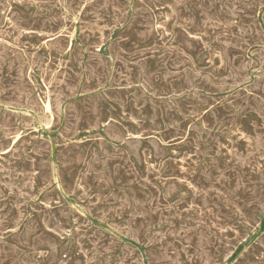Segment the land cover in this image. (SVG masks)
<instances>
[{"label": "rangeland", "instance_id": "374dc122", "mask_svg": "<svg viewBox=\"0 0 264 264\" xmlns=\"http://www.w3.org/2000/svg\"><path fill=\"white\" fill-rule=\"evenodd\" d=\"M172 1L0 0V264H264V0Z\"/></svg>", "mask_w": 264, "mask_h": 264}, {"label": "bare ground", "instance_id": "6f19581e", "mask_svg": "<svg viewBox=\"0 0 264 264\" xmlns=\"http://www.w3.org/2000/svg\"><path fill=\"white\" fill-rule=\"evenodd\" d=\"M43 1V0H42ZM48 1V0H47ZM54 1V0H53ZM172 1V0H171ZM242 1V0H241ZM258 1H260V0H258ZM262 1V0H261ZM75 2H76V0H75ZM173 2V1H172ZM237 2V1H236ZM74 3V2H73ZM73 3H72V5H73ZM174 3V2H173ZM241 3V2H240ZM47 4V3H46ZM251 4V3H250ZM43 5V4H42ZM45 6H47V5H45ZM111 6V5H110ZM129 6V5H128ZM262 6V5H261ZM36 7V6H35ZM62 7V6H61ZM86 7V6H85ZM92 7V6H91ZM118 7V6H117ZM155 7V6H154ZM82 8V7H81ZM84 8V7H83ZM112 8H113V6H112ZM130 8V7H129ZM148 8H149V6H148ZM151 8V7H150ZM255 8V7H254ZM258 8V7H257ZM120 9V8H119ZM108 10V9H107ZM112 10V9H111ZM132 10H133V8H132ZM84 12V11H83ZM110 13V12H109ZM253 13V12H252ZM77 14V13H76ZM81 14V13H80ZM83 14H85V13H83ZM108 14V13H107ZM111 14V13H110ZM156 14V13H155ZM159 14V13H158ZM115 15V14H114ZM153 15V14H152ZM157 15V14H156ZM155 15V16H156ZM252 15V14H251ZM68 16V15H67ZM253 16V15H252ZM118 17V16H117ZM8 18V17H7ZM32 18V17H31ZM74 18V17H73ZM84 18V17H83ZM152 18V17H151ZM87 19V18H86ZM157 19V18H156ZM30 20V19H29ZM92 20V19H91ZM58 21V20H57ZM120 21V20H119ZM262 21V20H261ZM59 22V21H58ZM155 22V21H154ZM159 22V21H158ZM71 23V22H70ZM73 23V22H72ZM80 23V22H79ZM244 23H246V22H244ZM243 23V24H244ZM257 23V22H256ZM81 24V23H80ZM68 25V24H67ZM250 25V24H249ZM258 25V24H257ZM57 26V25H56ZM160 26V25H159ZM61 27V26H60ZM65 27V26H64ZM234 27V26H233ZM51 28H53V27H51ZM66 28V27H65ZM65 28H63V29H65ZM130 28H131V26H130ZM135 28V27H134ZM210 28V27H209ZM235 28V27H234ZM71 29V28H70ZM122 29V28H121ZM166 29V28H165ZM68 30V29H67ZM73 30H74V28H73ZM94 30V29H93ZM137 30H139V29H137ZM158 30V29H157ZM164 30V29H163ZM168 30V29H167ZM231 30V29H230ZM62 31V30H61ZM70 31V30H69ZM81 31V30H80ZM108 31V30H107ZM170 31V30H169ZM214 31V30H213ZM235 31H237V30H235ZM22 32V31H21ZM45 32V31H44ZM73 32V31H72ZM74 32H75V30H74ZM83 32V31H82ZM85 32V31H84ZM83 32V33H84ZM128 32V31H127ZM155 32V31H154ZM161 32H162V30H161ZM206 32V31H205ZM228 32V31H227ZM263 32V31H262ZM25 33V32H24ZM67 33V32H66ZM87 33V32H86ZM158 33V32H157ZM180 34L182 33V32H179ZM210 33V32H209ZM213 33V32H212ZM65 34V33H64ZM68 34V33H67ZM105 34V33H104ZM126 34V33H125ZM155 34V33H154ZM233 34V33H232ZM45 35V34H44ZM56 35V34H55ZM73 35V34H72ZM80 35V34H79ZM132 35V34H131ZM131 35H130V37H131ZM152 35V34H151ZM171 35V34H170ZM177 35V34H176ZM184 35V34H183ZM245 35H247V34H245ZM101 36V35H100ZM116 36H117V34H116ZM182 36V35H181ZM180 36V37H181ZM249 36V35H248ZM177 38H178V36H176ZM175 37V38H176ZM180 37H179V39H180ZM203 37V36H202ZM209 37H210V35H209ZM80 38V37H79ZM95 38V37H94ZM94 38H93V40H94ZM97 38V37H96ZM133 38V37H132ZM167 38V37H166ZM182 38H183V36H182ZM189 38V37H188ZM245 38V37H244ZM48 39H50L49 37H48ZM53 39V38H52ZM104 39V38H103ZM133 39H135V38H133ZM186 39V38H185ZM191 39V38H190ZM189 39V40H190ZM198 39V38H197ZM43 40V39H42ZM92 40V41H93ZM163 40V39H162ZM181 40V39H180ZM187 40V39H186ZM223 40V39H222ZM232 40V39H231ZM247 40V39H246ZM75 41V40H74ZM82 41V40H81ZM91 41V40H90ZM96 41H98V40H96ZM154 41V40H153ZM193 41V40H192ZM137 42V41H136ZM190 42V41H189ZM196 42V41H195ZM198 42V41H197ZM196 42V43H197ZM203 42V41H202ZM209 42V41H208ZM242 42V41H241ZM80 43V42H79ZM82 43V42H81ZM80 43V44H81ZM162 43V42H161ZM181 43V42H180ZM193 43V42H192ZM64 44V43H63ZM109 44V43H108ZM107 44V45H108ZM182 44V43H181ZM194 44V43H193ZM199 44V43H198ZM202 44V43H201ZM235 44H237V43H235ZM243 44V43H242ZM251 44H253L252 42H251ZM77 45V44H76ZM84 45V44H83ZM160 45V44H159ZM209 45H211V44H209ZM240 45V44H239ZM244 45V44H243ZM257 45V44H256ZM44 46V45H43ZM100 46V45H99ZM112 46V45H111ZM199 46V45H198ZM212 47H213V45H211ZM107 47V46H106ZM165 47V46H164ZM238 47V46H237ZM247 47V46H246ZM76 48V47H75ZM147 48V47H146ZM152 48H154V47H152ZM163 48V47H162ZM161 48V49H162ZM248 48H249V46H248ZM71 49V48H70ZM89 49V48H88ZM196 49H198V48H196ZM199 49H201V48H199ZM118 50V49H117ZM202 50V49H201ZM217 50V49H216ZM247 50V49H246ZM92 51H93V49H92ZM96 51V50H95ZM119 51V50H118ZM122 51V50H121ZM130 51H131V49H130ZM149 51V50H148ZM199 51V50H198ZM215 51V50H214ZM237 51V50H236ZM258 51V50H257ZM76 52V51H75ZM81 52V51H80ZM84 52V51H83ZM116 52V51H115ZM120 52V51H119ZM125 52H127V51H125ZM219 52V51H218ZM217 52V53H218ZM121 53V52H120ZM123 53V52H122ZM130 53V52H129ZM236 53V52H235ZM118 54V53H117ZM99 55H101V54H99ZM121 55V54H120ZM126 55V54H125ZM124 55V56H125ZM146 55H148V54H146ZM233 55V54H232ZM245 55V54H244ZM250 55V54H249ZM52 56H54V55H52ZM71 56V55H70ZM93 56V55H92ZM114 56V55H113ZM156 56V55H155ZM234 56V55H233ZM243 56V55H242ZM254 56V55H253ZM145 57V56H144ZM247 57V56H246ZM46 58V57H45ZM57 58V57H56ZM74 58H75V56H74ZM102 58V57H101ZM223 58V57H222ZM255 58V57H254ZM70 59V58H69ZM78 59V58H77ZM76 59V60H77ZM108 59V58H107ZM113 59V58H112ZM45 60V59H44ZM51 60V59H50ZM67 60H68V58H67ZM66 60V61H67ZM126 60V59H125ZM253 60V59H252ZM105 61H106V59H105ZM149 61V60H148ZM255 61V60H254ZM258 61V60H257ZM59 62V61H58ZM53 63V62H52ZM74 63H75V61H74ZM254 63H256V62H254ZM49 64V63H48ZM72 64H73V62H72ZM253 64V63H252ZM76 65V64H75ZM253 66V65H252ZM69 67V66H68ZM119 67V66H118ZM56 68V67H55ZM83 68V67H82ZM224 68V67H223ZM67 69V68H66ZM72 69V68H71ZM109 69V68H108ZM73 70V69H72ZM118 70V69H117ZM121 70V69H120ZM224 70V69H223ZM73 71H75V69L73 70ZM108 71V70H107ZM77 72V71H76ZM85 72V71H84ZM255 73V72H254ZM30 74V73H29ZM252 74V73H251ZM37 75H38V73H37ZM40 75V74H39ZM110 75V74H109ZM73 76V75H72ZM84 76V75H83ZM31 80V79H30ZM73 80V79H72ZM75 80V79H74ZM157 80V79H156ZM81 81V80H80ZM75 82V81H74ZM84 82V81H83ZM135 82V81H134ZM159 83V82H158ZM35 84H37L36 82H35ZM41 84V83H40ZM160 84H161V82H160ZM92 85V84H91ZM91 85H89V86H91ZM80 86V85H79ZM238 86V85H237ZM92 87V86H91ZM38 89V88H37ZM78 89V88H77ZM35 91V90H34ZM36 92V91H35ZM37 93V92H36ZM41 93V92H40ZM164 93V92H163ZM259 94V93H258ZM38 95V94H37ZM81 95V94H80ZM87 95V94H86ZM78 96V95H77ZM223 96V95H222ZM44 97V96H43ZM85 97V96H84ZM48 99V98H47ZM220 99V98H219ZM42 101V100H41ZM65 101V100H64ZM106 101V100H105ZM231 101V100H230ZM107 102V101H106ZM191 102V101H190ZM206 102H208V101H206ZM227 102H228V100H227ZM111 103H113V102H111ZM193 103V102H192ZM195 103V102H194ZM217 103V102H216ZM233 103V102H232ZM64 104V103H63ZM184 104V103H183ZM66 105V104H65ZM105 105V104H104ZM107 105V104H106ZM44 106V105H43ZM48 106V105H47ZM186 106V105H185ZM211 106V105H210ZM62 108V107H61ZM220 108V107H219ZM218 108V109H219ZM45 109H47L46 107H45ZM204 109V108H203ZM221 109V108H220ZM4 110V109H3ZM47 110H49V108L47 109ZM107 110V109H106ZM206 110V109H205ZM208 110V109H207ZM217 110V109H216ZM43 111V110H42ZM105 111V110H104ZM204 111V110H203ZM222 111V110H221ZM25 112V111H24ZM202 112V111H201ZM219 113V112H218ZM225 113V112H224ZM238 113V112H237ZM241 113V112H240ZM30 114V113H29ZM50 114V113H49ZM84 114V113H83ZM256 114V113H255ZM42 115V114H41ZM219 115V114H218ZM221 115V114H220ZM21 116V115H20ZM45 116V115H44ZM254 116V115H253ZM50 117H52V116H50ZM184 117V116H183ZM202 117V116H201ZM39 118V117H38ZM187 118V117H186ZM246 118V117H245ZM65 119V118H64ZM185 119V118H184ZM207 119V118H206ZM252 119V118H251ZM103 120H104V118H103ZM200 120V119H199ZM202 120H204V119H202ZM209 120V119H208ZM211 120V119H210ZM253 120V119H252ZM61 121V120H60ZM82 121H83V119H82ZM101 121V120H100ZM105 121V120H104ZM201 121V120H200ZM256 121V120H255ZM126 122V121H125ZM129 122H132V121H129ZM202 122H205V121H202ZM207 122V121H206ZM241 121H239V123H240ZM254 122V121H253ZM262 122V121H261ZM264 122V121H263ZM44 123V122H43ZM136 123V122H135ZM186 123V122H185ZM188 123V122H187ZM208 123V122H207ZM228 123H230V122H228ZM238 123V122H237ZM248 124H249V122H247ZM45 124V123H44ZM83 124V123H82ZM90 124V123H89ZM104 124H105V122H104ZM134 124V123H133ZM203 124V123H202ZM241 124H242V122H241ZM247 124V125H248ZM250 124H251V121H250ZM262 124V123H261ZM37 125V124H36ZM43 125V124H42ZM84 125V124H83ZM107 125V124H106ZM105 125V126H106ZM208 125V124H207ZM225 125V124H224ZM228 125V124H227ZM226 125V126H227ZM44 126V125H43ZM46 126V125H45ZM51 126V125H50ZM61 126H62V124H61ZM124 126V125H123ZM244 126V125H243ZM32 127V126H31ZM249 127V126H248ZM261 127H263V124H262V126ZM33 128V127H32ZM98 128H99V125H98ZM244 128H245V126H244ZM85 129V128H84ZM188 129V128H187ZM252 129H254V128H252ZM23 130V129H22ZM186 130V129H185ZM258 130V129H257ZM261 130H262V128H261ZM126 131V130H125ZM128 131V130H127ZM225 131V130H224ZM223 131V132H224ZM251 131V130H250ZM254 131V130H253ZM80 132V131H79ZM123 132V131H122ZM229 132V131H228ZM258 132V131H257ZM261 132V131H260ZM263 132V131H262ZM76 134V133H75ZM124 134V133H123ZM126 134V133H125ZM124 134V135H125ZM231 135V134H230ZM255 135V134H254ZM19 136V135H18ZM17 136V137H18ZM59 136V135H58ZM91 136V135H90ZM23 137V136H22ZM35 137V136H34ZM88 137V136H87ZM86 137V138H87ZM188 137H190V136H188ZM255 137V136H254ZM262 137V136H261ZM58 138V137H57ZM89 138V137H88ZM124 138V137H123ZM193 138V137H192ZM23 139V138H22ZM21 139V140H22ZM104 139V138H103ZM125 139V138H124ZM127 139H128V137H127ZM25 140V139H24ZM53 140V139H52ZM58 140V139H57ZM62 140H64V139H62ZM89 140V139H88ZM30 141V140H29ZM54 141V140H53ZM73 141V140H72ZM84 141V140H83ZM193 141V140H192ZM26 142V141H25ZM24 142V143H25ZM28 142V141H27ZM58 142V141H57ZM67 142V141H66ZM70 142V141H69ZM229 142H230V140H229ZM45 143V142H44ZM71 143V142H70ZM70 143H67V144H70ZM89 143V142H88ZM88 143H87V145H88ZM64 144V143H63ZM90 144V143H89ZM225 144V143H224ZM58 145V144H57ZM84 145H86V144H84ZM86 145V146H87ZM26 146V145H25ZM91 146V145H90ZM187 146V145H186ZM93 147V146H92ZM189 147H191V146H189ZM19 148V147H18ZM59 148V147H58ZM58 148H57V150H58ZM86 148V147H85ZM172 148V147H171ZM170 148V149H171ZM193 148V147H192ZM27 149V148H26ZM49 149V148H48ZM91 149V148H90ZM175 149V148H174ZM89 150V149H88ZM172 150V149H171ZM247 150V149H246ZM60 151V150H59ZM63 151V150H62ZM91 152V151H90ZM173 152V151H172ZM195 152H196V150H195ZM213 152V151H212ZM197 154V153H196ZM59 155V154H58ZM260 155V154H259ZM91 156V155H90ZM88 157V156H87ZM177 157H178V155H177ZM176 157V158H177ZM202 157V156H201ZM88 159V158H87ZM60 161V160H59ZM84 161H86L85 159H84ZM188 161V160H187ZM262 162V161H261ZM48 163V162H47ZM85 163V162H84ZM193 163V162H192ZM207 163V162H206ZM185 164V163H184ZM84 165V164H83ZM254 165H255V163H254ZM52 166V165H51ZM72 166H74V165H72ZM79 166V165H78ZM84 167V166H83ZM177 167V166H176ZM56 168V167H55ZM57 168H58V166H57ZM81 168V167H80ZM72 169V168H71ZM199 169V168H198ZM63 170V169H62ZM80 170V169H79ZM83 170V169H82ZM69 171V170H68ZM75 171V170H74ZM178 171V170H177ZM79 172V171H78ZM63 173V172H62ZM61 173V174H62ZM192 173V172H191ZM259 173V172H258ZM239 174V173H238ZM63 175V174H62ZM70 174L68 173V176H69ZM74 175H75V173H74ZM92 175V174H91ZM90 175V176H91ZM191 175V174H190ZM229 175V174H228ZM70 176H72V175H70ZM87 176V175H86ZM201 176V175H200ZM257 176V175H256ZM73 177V176H72ZM197 177H199V174L197 175ZM36 178V177H35ZM57 178V177H56ZM92 178V177H91ZM87 179V178H86ZM197 179V178H196ZM198 179H200V178H198ZM245 179V178H244ZM37 180V179H36ZM88 180H89V178H88ZM191 180H192V178H191ZM264 180V179H263ZM193 181H195V180H193ZM201 181V180H200ZM233 181V180H232ZM231 181V182H232ZM248 181V180H247ZM250 181V180H249ZM39 182V181H38ZM202 183V182H201ZM243 183V182H242ZM248 183V182H247ZM64 184V183H63ZM62 184V185H63ZM93 184H95V183H93ZM92 184V185H93ZM230 184V183H229ZM249 184V183H248ZM61 185V186H62ZM91 185V186H92ZM80 186V185H79ZM52 187V186H51ZM63 187V186H62ZM78 187V186H77ZM51 189V188H50ZM76 189V188H75ZM85 189V188H84ZM49 190V189H48ZM162 190V189H161ZM189 190V189H188ZM192 190V189H191ZM80 191V190H79ZM163 191V190H162ZM52 192V191H51ZM76 192V191H75ZM100 192V191H99ZM98 192V193H99ZM179 192V191H178ZM102 193V192H101ZM230 193V192H229ZM44 194V193H43ZM96 194V193H95ZM59 195V194H58ZM67 195V194H66ZM93 195V194H92ZM91 196V195H90ZM94 196V195H93ZM159 196V195H158ZM52 197V196H51ZM58 197V196H57ZM75 197H79V196H75ZM87 197V196H86ZM188 197H190V196H188ZM53 198V197H52ZM160 197H158V199H159ZM167 198V197H166ZM214 198V197H213ZM54 199V198H53ZM185 199V198H184ZM188 200V199H187ZM90 202V201H89ZM162 203V202H161ZM188 203V202H187ZM53 204V203H52ZM78 204V203H77ZM93 204V203H92ZM64 205V204H63ZM183 205V204H182ZM62 206V205H61ZM88 206H86V208H87ZM180 207H181V205H180ZM179 207V208H180ZM182 207H184V206H182ZM42 208V207H41ZM97 208V207H96ZM178 208V209H179ZM15 209V208H14ZM43 209V208H42ZM57 209V208H56ZM82 209V208H81ZM98 209V208H97ZM177 209V208H176ZM48 210V209H47ZM73 210V209H72ZM180 210V209H179ZM53 211H55V209L53 210ZM84 211V210H83ZM201 211V210H200ZM68 212V211H67ZM28 213V212H27ZM91 213H93V212H91ZM52 214H53V212H52ZM56 214V213H55ZM260 214V213H259ZM44 215H45V213H44ZM44 215H43V217H44ZM94 215V214H93ZM23 216V215H22ZM41 217V216H40ZM55 217H57V216H55ZM73 217V216H72ZM77 217V216H76ZM83 217V216H82ZM92 217V216H91ZM237 218V217H236ZM239 218V217H238ZM37 219V218H36ZM40 219V218H39ZM85 219V218H84ZM83 220V219H82ZM232 220V219H231ZM41 221H42V219H41ZM86 221V220H85ZM25 222V221H24ZM39 222H40V220H39ZM235 222V221H234ZM20 223V222H19ZM42 223V222H41ZM236 223V222H235ZM22 226V225H21ZM68 226V225H67ZM69 228V227H68ZM249 228V227H248ZM75 230V229H74ZM210 232V231H209ZM214 232V231H213ZM231 232V231H230ZM234 232V231H233ZM74 233V232H73ZM210 234V233H209ZM234 234V233H233ZM244 235H245V233H244ZM228 236V235H227ZM239 237V236H238ZM241 237H242V235H241ZM72 239V238H71ZM232 239V238H231ZM231 239H230V241H231ZM227 241V240H226ZM232 242V241H231ZM240 242V241H239ZM214 247V246H213ZM256 248V247H255ZM214 249V248H213ZM229 249H231V248H229ZM252 249V248H251ZM259 250V249H258ZM232 253V252H231ZM256 255V254H255ZM258 256V255H257ZM236 260V259H235ZM218 261V260H217ZM242 261V260H241ZM218 263V262H217Z\"/></svg>", "mask_w": 264, "mask_h": 264}]
</instances>
